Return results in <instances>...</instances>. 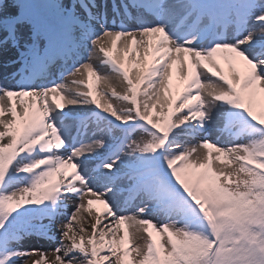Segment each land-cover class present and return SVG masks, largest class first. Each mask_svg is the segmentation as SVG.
Instances as JSON below:
<instances>
[{
  "label": "snow or ice",
  "instance_id": "1",
  "mask_svg": "<svg viewBox=\"0 0 264 264\" xmlns=\"http://www.w3.org/2000/svg\"><path fill=\"white\" fill-rule=\"evenodd\" d=\"M111 14L0 0V264H264V0Z\"/></svg>",
  "mask_w": 264,
  "mask_h": 264
},
{
  "label": "bare ground",
  "instance_id": "2",
  "mask_svg": "<svg viewBox=\"0 0 264 264\" xmlns=\"http://www.w3.org/2000/svg\"><path fill=\"white\" fill-rule=\"evenodd\" d=\"M66 1L67 0H64V2H66ZM10 3H11V0L8 2V4H10ZM14 57H15V50L0 51V86H4V85H7L9 83H12L9 74L13 70V67L12 66L11 67H5L4 65L7 63V61L10 58H14ZM93 62L96 64L99 63L98 60H94ZM101 71H106V70L101 69ZM103 87H104V82L101 81L100 84L98 85V88H103ZM216 128L217 127H213L212 129H210V132L207 133V136L213 140H215L219 135ZM102 154H103V152H102ZM91 162H93V160L88 162V164L86 166V171H90L93 168V165ZM75 203H76V201H72V200L68 203V205H69L68 212L69 213H71V211L73 210V205Z\"/></svg>",
  "mask_w": 264,
  "mask_h": 264
},
{
  "label": "rangeland",
  "instance_id": "3",
  "mask_svg": "<svg viewBox=\"0 0 264 264\" xmlns=\"http://www.w3.org/2000/svg\"><path fill=\"white\" fill-rule=\"evenodd\" d=\"M85 90H86V89H85ZM213 127H217V124L214 123L210 129H212ZM214 129H215V128H214ZM92 131H93V129H90V130H89V133H88L89 136L92 135ZM209 132H210V130H209ZM207 133H208V132H207ZM205 136H207V135H205ZM101 153H102V152H101ZM101 153H100V155L102 156ZM103 155H104V154H103ZM94 161L96 162L97 160H93V163H95ZM91 163H92V162H91ZM70 201H71V200H69L68 203H69ZM72 201H74V200H72ZM56 235H57V241H56L55 243L50 242V241H45V240H40V241L32 240V241H30V242H26V243L24 244V247H41V248H43L44 250L47 251V250H49V249L54 248V247L56 246V244L59 242V241H58V236H59L58 231H57ZM32 259H37V257H32ZM29 264H30V262H29Z\"/></svg>",
  "mask_w": 264,
  "mask_h": 264
}]
</instances>
